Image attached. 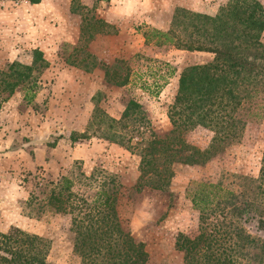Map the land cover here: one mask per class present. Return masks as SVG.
Instances as JSON below:
<instances>
[{
	"label": "rangeland",
	"instance_id": "1",
	"mask_svg": "<svg viewBox=\"0 0 264 264\" xmlns=\"http://www.w3.org/2000/svg\"><path fill=\"white\" fill-rule=\"evenodd\" d=\"M231 4V0H41L31 5L26 0H0V72H10L12 63H18V69L31 66L34 49L49 63L36 77L31 100L24 90H15L0 108V232L19 228L37 234L50 241V264H79L73 251L72 215L54 213L47 204L48 191L67 177L74 182L72 190L85 191L89 199L98 190L116 193L120 225L144 243L149 264H184L174 241L179 232L194 234L198 218L185 192L194 182H218L235 190L242 176L256 178L264 151V118L250 122L239 144L203 165L173 163L165 192L140 178L142 146L127 149L101 137V130L104 121L118 120L133 100L139 107L125 128H116L119 135L141 142L153 132L167 133L171 129L167 109L181 72L211 62L213 56L146 45L140 28L168 29L177 8L214 17ZM79 5L92 9L90 14L115 32L95 34L83 43V9L71 10ZM261 40L264 44V31ZM81 47L92 55L95 68L68 64L69 54ZM75 57L79 61L85 54L78 51L71 59ZM121 61L132 72L124 87L106 82L99 63L117 65L122 75ZM32 74L36 76L37 70ZM72 132L89 137L71 142ZM212 135L197 126L184 133V139L204 149ZM32 193L36 199L29 203Z\"/></svg>",
	"mask_w": 264,
	"mask_h": 264
},
{
	"label": "trees",
	"instance_id": "2",
	"mask_svg": "<svg viewBox=\"0 0 264 264\" xmlns=\"http://www.w3.org/2000/svg\"><path fill=\"white\" fill-rule=\"evenodd\" d=\"M26 1L31 5L41 2ZM231 2L225 13L214 17L177 8L168 29L140 28L146 45L213 56L211 62L193 65L181 72L176 95L167 109L171 125L167 133L159 136L153 132L141 142L119 135L116 128H125L139 107L133 100L118 120H102L104 139L125 145L127 149L142 146L140 178L154 189L166 191L171 175L169 167L173 163L203 165L226 148L239 144L250 122L264 118V44L261 40L264 6L260 0ZM81 9L83 43L95 34L115 32L112 25L90 14L92 9L87 6L71 8L75 13ZM84 50L74 48L72 54L81 51L85 57L77 61L69 54L68 64L80 67L87 63L84 64L90 65L87 70L95 68L92 55ZM33 56L31 66L18 69L15 66L19 64L12 63L10 72H0V108L15 90H24L28 100L33 98L36 77L49 66L40 50L34 49ZM99 63L104 67L106 82L121 87L130 84L132 72L124 61H121L125 71L122 75L117 65L108 67ZM36 70L37 75L33 77L32 72ZM197 126L213 132L204 149L184 139V133ZM88 137L86 132H72L69 139L74 142ZM241 178V185L235 190L218 182L200 181L185 192L198 218L194 234L179 232L174 241V249L182 254L184 264H264V151L259 175ZM73 184L70 178L62 177L58 186L48 191L47 204L54 213L72 215L73 251L80 258L79 264H149L144 243L136 241L120 225L116 193L98 190L89 199L85 191L72 190ZM34 196L30 194L29 203L35 201ZM50 248L49 240L19 228L0 232V264H50Z\"/></svg>",
	"mask_w": 264,
	"mask_h": 264
}]
</instances>
